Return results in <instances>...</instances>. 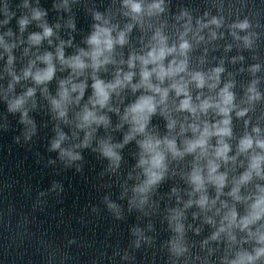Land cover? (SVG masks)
Instances as JSON below:
<instances>
[{"label":"water","instance_id":"95a60500","mask_svg":"<svg viewBox=\"0 0 264 264\" xmlns=\"http://www.w3.org/2000/svg\"><path fill=\"white\" fill-rule=\"evenodd\" d=\"M98 28L113 43L94 66ZM262 144L264 0H0V264H264Z\"/></svg>","mask_w":264,"mask_h":264},{"label":"clouds","instance_id":"9594fccd","mask_svg":"<svg viewBox=\"0 0 264 264\" xmlns=\"http://www.w3.org/2000/svg\"><path fill=\"white\" fill-rule=\"evenodd\" d=\"M155 7H159L158 5H156ZM133 10L136 11V12H139L140 11V6L139 5H133ZM39 14L37 13V16ZM21 26H23L26 21L25 20H22L21 22ZM245 25H241V27H244ZM101 34H103L106 39H104L103 41L101 40ZM45 35H51V29H45ZM33 40L37 41L39 40V37H33ZM90 44L92 45H96V50L92 53V57H93V61H94V66H96V57H98L100 54H101V49H100V45L101 43H103L104 47L107 48V49H111L112 47V40L111 38L109 37V33H108V30L107 29H100L98 28L97 32L94 33L89 41H88ZM120 43H123L124 42V39H123V34H121L120 36V40H119ZM182 48H186L187 45L184 44L181 46ZM164 50L162 49L159 53V56H156L154 53H149V57L155 61L157 59H160L164 56ZM46 59H49V58H46ZM149 61L148 60H145L144 63H148ZM71 66L73 68H83L85 65L83 64V62L80 60L79 57H76L73 59L72 61V64ZM171 71H176V70H170L169 73H166L163 68H161L160 70V78L162 79L164 75H167V74H170ZM52 72H53V69L51 67H49V69L43 73V74H37L35 79L37 80V82H41L43 80H46V79H51V76H52ZM26 75H28V73H26ZM150 75V73L148 72H144L143 73V77H144V80L146 81L148 79V76ZM131 76H127L125 77V79H130ZM199 79V83L200 85L203 84V80L202 78H198ZM119 83V81L117 82ZM94 88L96 89V95L99 97L98 99V103L101 104V106H103V104L105 103V101L107 100L108 98V94L107 92L105 91V87L103 85V83L101 81H97L95 84H94ZM157 91H159V89H156ZM178 92L180 91H183V89L181 88H178L177 89ZM166 94V93H165ZM29 95H31V90L29 91ZM64 95H66V93H64ZM231 100H232V97H231V94L230 93H227V91L225 90V94H224V104H230L231 103ZM22 103V101L20 100H17L15 105L11 106L10 110H15L16 107H18L20 104ZM56 103V102H54ZM57 107H59V104L57 103ZM209 107L208 103L207 102H204L202 105H201V108L202 110L204 109H207ZM181 108L183 109H188V110H191V111H195V109H193L189 103L188 100H185L182 102L181 104ZM144 110H147L148 112H154L155 111V108H154V105L151 103V99L150 98H146L144 99L141 103L137 104L136 106L133 107L132 111L133 112H142ZM221 112H223L225 115L227 114V111L228 109L227 108H221L220 109ZM61 115H63L64 113L61 112L60 113ZM92 117V114L91 113H86L85 116H84V119L85 121H88L89 118ZM223 123L225 125H227L229 123L228 120H224ZM139 130H143V127L141 126V128ZM211 133H209L208 129L205 128L204 132L202 133V136L199 140L195 141L194 143H190L189 146H188V149L187 151H193L197 146H201L203 147V145L206 143V140H205V137L210 135ZM216 134L218 135H229L230 134V129H228L227 127H224V128H218L217 129V132ZM61 139H63V136H61ZM156 144H159V141L156 142ZM251 146V140L250 139H245L241 142V150H243L244 148L246 147H250ZM261 146H264V144H262ZM53 149H56V148H59L60 147V141L57 140L53 143L52 145ZM144 147L147 151L149 152H154V155L152 156V159H151V168H159L162 166V161H163V156L158 153V152H155V145H153L151 142H146L144 144ZM169 147L175 151V147H174V144L172 142H169ZM228 151V147L227 145H224L222 148H219L217 150V156H221L223 157L224 154ZM70 158L72 159H78V156H73L70 152L69 153H66ZM62 155H65V153L62 152ZM105 155H109V156H114L115 154L111 151L110 148H106L105 149ZM258 162H259V158H257L254 163H253V167H258ZM144 163H147V161H144V160H141V164H144ZM150 169L147 170L148 172V175H149V180L147 181L148 184H154L157 180L160 179V175L157 174L156 172L152 171ZM210 171L211 172H214L215 171V166L212 165L210 167ZM216 180V182L220 185L223 184V178L222 177H219V178H214ZM192 180H193V183H195L197 185V190H199V188L202 186V180H201V177L199 176L198 173H194L193 174V177H192ZM200 205L203 206L205 203H206V197H203L201 198V200L199 201ZM262 239H264V237H262ZM261 253H264V249H260L258 250L257 252V255H260ZM247 259L251 260L252 257H247ZM234 264H243V260H241L240 262H234Z\"/></svg>","mask_w":264,"mask_h":264}]
</instances>
